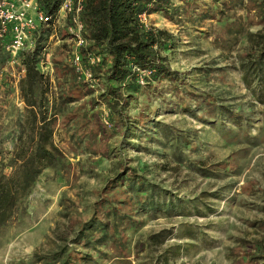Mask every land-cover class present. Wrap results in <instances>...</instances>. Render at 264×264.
<instances>
[{
    "label": "rangeland",
    "instance_id": "374dc122",
    "mask_svg": "<svg viewBox=\"0 0 264 264\" xmlns=\"http://www.w3.org/2000/svg\"><path fill=\"white\" fill-rule=\"evenodd\" d=\"M226 2L213 18L206 15L217 6L213 0L181 8L171 20L160 13L141 17L145 27L170 34L157 49L177 75L147 84L141 73L139 91L110 121L98 95L108 61L90 81L76 82L64 22L50 26L56 36H48L39 55L44 84L37 92L56 112L51 139L60 157L0 226V264H29L33 249L45 252L57 236L73 237L106 201L131 221L109 229L113 238L103 245H76L91 255L84 264H264L252 257L255 243H264V83L252 74L257 33L264 29L256 18L247 23L253 0ZM230 22L242 32L229 33ZM22 74L18 58L0 45V189H8L9 157L24 113ZM115 172L154 186L169 211L129 210L136 199L126 189L103 188Z\"/></svg>",
    "mask_w": 264,
    "mask_h": 264
},
{
    "label": "trees",
    "instance_id": "16d2710c",
    "mask_svg": "<svg viewBox=\"0 0 264 264\" xmlns=\"http://www.w3.org/2000/svg\"><path fill=\"white\" fill-rule=\"evenodd\" d=\"M60 0H39V5L44 14L50 16L52 22L57 5ZM182 6L175 5L172 0H84L80 12L83 23L82 35L85 44L79 47L80 64L87 69L91 75L98 71L100 66L108 61L103 72L104 91L99 98L105 100L108 106L107 121H110L109 114L116 116L121 114V106L125 104L126 97H131L140 88L137 79L139 73L145 82H158L164 78H171L177 75L175 70L166 62V59L158 51L165 42L168 43V34L165 30L151 26L145 27L141 22V15L160 13L163 17L171 20L178 15L181 8L196 5L198 0H177ZM250 4L254 14L247 20L253 18L262 25L264 29V0H253ZM217 4L215 10L206 14L213 18L223 12L221 6H227L226 0H213ZM221 7V8H220ZM200 13L205 14L206 10L200 8ZM248 10H246L247 12ZM253 17V18H252ZM231 22L225 27L229 33H241L240 26L231 30ZM259 30L257 33L261 43L254 60V73L258 82L264 83V34ZM50 33L49 27H39L36 31L31 48L23 49L15 56L23 67V74L18 80L19 95L23 102V118L18 125V133L15 136L13 151L9 157L11 167L8 177V189L1 186L0 189V226L5 223L7 217L12 213L20 196H25L35 178L46 167H51L58 162L60 153L52 143L53 126L56 112L50 111L49 107L40 102L42 91L37 92V87L44 84V77L37 67L39 55L42 52ZM247 37L252 35L249 32ZM0 45L2 43L0 42ZM100 55L98 63H91V55ZM256 65V66H255ZM72 70L73 67H72ZM74 72V71H73ZM76 76V82L81 78ZM123 89L125 94L120 91ZM68 94L63 95L64 102L69 99ZM108 123V122H107ZM101 125H104L103 123ZM224 165V164H222ZM218 167L224 168L220 163ZM104 189H120L125 191L130 199H136V204H129L135 209L154 210L161 207L169 211L170 203L159 205V194L151 184H145L138 176L132 174H121L115 172L105 181ZM128 199V198H127ZM127 201V200H121ZM134 203V201L132 202ZM128 205V204H125ZM159 205V206H158ZM97 206V204H96ZM128 213L121 214L119 208L106 201L96 207L88 219L80 223L74 232L73 237L57 236L58 243L54 248L45 252H39L38 248L31 252L29 264H84L91 259L88 252H82L76 245L93 249L94 245H103L113 238L111 233L125 220H130ZM164 230L156 233L162 239ZM153 236V237H155ZM160 241V240H159ZM120 248V246H117ZM252 257L261 258L264 263V243H255Z\"/></svg>",
    "mask_w": 264,
    "mask_h": 264
},
{
    "label": "built area",
    "instance_id": "2783aa9c",
    "mask_svg": "<svg viewBox=\"0 0 264 264\" xmlns=\"http://www.w3.org/2000/svg\"><path fill=\"white\" fill-rule=\"evenodd\" d=\"M38 1L0 0V42L15 57L19 51L30 48L39 27H49L62 20L71 45L70 56L74 72L78 74L77 77L90 81L91 73L82 68L78 52L79 47L86 42L82 35L83 23L80 18L84 0H60L51 23L50 16L44 14ZM54 34L52 31L49 36ZM100 60L98 54L89 57L91 63H98Z\"/></svg>",
    "mask_w": 264,
    "mask_h": 264
}]
</instances>
